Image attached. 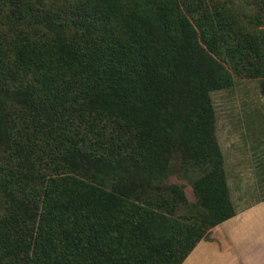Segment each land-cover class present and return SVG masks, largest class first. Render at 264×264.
Instances as JSON below:
<instances>
[{
	"label": "trees",
	"instance_id": "trees-1",
	"mask_svg": "<svg viewBox=\"0 0 264 264\" xmlns=\"http://www.w3.org/2000/svg\"><path fill=\"white\" fill-rule=\"evenodd\" d=\"M213 2L0 0V264H182L236 215L210 94L264 31Z\"/></svg>",
	"mask_w": 264,
	"mask_h": 264
},
{
	"label": "rangeland",
	"instance_id": "rangeland-1",
	"mask_svg": "<svg viewBox=\"0 0 264 264\" xmlns=\"http://www.w3.org/2000/svg\"><path fill=\"white\" fill-rule=\"evenodd\" d=\"M217 1L226 2L250 31H264V0H214L213 3L216 5ZM208 9L211 10L210 3ZM219 61L231 73L233 85L210 94L215 110V134L224 158L231 200L236 207L245 208L264 199V95L261 90L264 74L252 78L240 76L235 73V63L227 58ZM168 182L183 187L188 202L196 201L187 180L173 175Z\"/></svg>",
	"mask_w": 264,
	"mask_h": 264
},
{
	"label": "crops",
	"instance_id": "crops-1",
	"mask_svg": "<svg viewBox=\"0 0 264 264\" xmlns=\"http://www.w3.org/2000/svg\"><path fill=\"white\" fill-rule=\"evenodd\" d=\"M215 226L182 264H264V199Z\"/></svg>",
	"mask_w": 264,
	"mask_h": 264
}]
</instances>
